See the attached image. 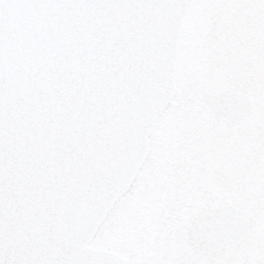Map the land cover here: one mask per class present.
Wrapping results in <instances>:
<instances>
[{
  "label": "water",
  "instance_id": "95a60500",
  "mask_svg": "<svg viewBox=\"0 0 264 264\" xmlns=\"http://www.w3.org/2000/svg\"><path fill=\"white\" fill-rule=\"evenodd\" d=\"M193 1L23 0L31 7L7 10L0 25L4 264H128L88 242L147 154L175 89L179 33ZM217 224L198 218L187 241L206 249L213 233L236 234Z\"/></svg>",
  "mask_w": 264,
  "mask_h": 264
},
{
  "label": "flooded vegetation",
  "instance_id": "af4514ba",
  "mask_svg": "<svg viewBox=\"0 0 264 264\" xmlns=\"http://www.w3.org/2000/svg\"><path fill=\"white\" fill-rule=\"evenodd\" d=\"M243 1L228 0L223 8H228L231 20L240 17L250 24L256 23L245 29L238 40L245 54L250 52L245 45L254 48L257 73L261 76L264 0L257 3L246 0V8L234 12V6H244ZM199 26H190L185 38ZM252 33L257 36L253 38ZM250 38L251 44H246ZM229 39L237 41L233 36ZM239 48L227 50L233 55ZM225 91L244 98L247 111L240 113L238 119L235 112L226 118L223 108L203 101L206 93ZM230 109L234 111L235 107ZM263 138L264 87L258 90L256 86L234 81L213 91L198 89L190 97L173 95L151 132L153 156L148 166L149 181L130 188L139 202L138 221L147 218L145 227L151 232L147 263L238 264L246 255L259 254L264 247V150L259 142ZM179 145H182L179 161L161 157L162 153L177 150ZM204 214L214 217L218 223L216 229L236 234L223 237L213 233L209 242L206 241V249H200L197 242L187 241L198 228V218Z\"/></svg>",
  "mask_w": 264,
  "mask_h": 264
},
{
  "label": "rangeland",
  "instance_id": "374dc122",
  "mask_svg": "<svg viewBox=\"0 0 264 264\" xmlns=\"http://www.w3.org/2000/svg\"><path fill=\"white\" fill-rule=\"evenodd\" d=\"M226 1L228 0H194L185 14L183 37L178 44L175 96H194L198 89L213 91L219 87H228L234 81L256 86L258 90L264 87V71L260 70L261 76H258L259 67L255 62L254 48L251 45H245V48L250 50L248 54L239 48L241 43L238 39L242 38L241 34H244L245 29L248 30L250 26H255L256 23L250 24V21L240 17L231 20L228 8H223ZM244 1L241 3L244 6H234V12L240 13L241 9L246 8L247 1L246 4ZM257 2L258 0H252V3ZM197 24H200L199 28L193 30V34L185 38L188 28ZM218 24H222L221 27H217ZM253 34V38L257 36ZM231 36L237 38V41L229 39ZM230 40L234 43L232 47ZM251 40L250 38L246 44H251ZM236 48L240 51H234L233 55H230L227 49ZM204 58L206 61L202 62ZM259 142L264 150V138ZM180 149L182 145H179L177 150H172L171 153H162L161 157L165 159L169 157L168 161H179L181 159ZM149 151L151 152L137 171L131 187L149 181L148 166L153 156L152 141ZM163 164L162 166H165ZM137 203L139 202L131 189L119 196L99 224L91 244L116 250L133 264H149L145 257L150 255L148 240L151 232L145 227L147 218L138 221L140 214L136 211Z\"/></svg>",
  "mask_w": 264,
  "mask_h": 264
},
{
  "label": "snow or ice",
  "instance_id": "6c2138e0",
  "mask_svg": "<svg viewBox=\"0 0 264 264\" xmlns=\"http://www.w3.org/2000/svg\"><path fill=\"white\" fill-rule=\"evenodd\" d=\"M31 7V5L24 3L23 0L21 2H15V0H12V2L5 4L3 0H0V25H3L6 22L8 11L12 10L13 12H21L25 8ZM238 264H264V247H261L259 254L255 257L246 255L242 257Z\"/></svg>",
  "mask_w": 264,
  "mask_h": 264
}]
</instances>
